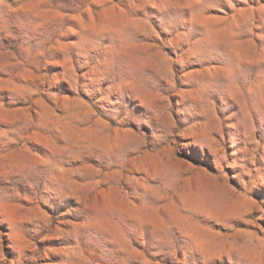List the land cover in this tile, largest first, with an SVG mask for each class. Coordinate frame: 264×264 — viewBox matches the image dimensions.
<instances>
[{
    "label": "rangeland",
    "instance_id": "obj_1",
    "mask_svg": "<svg viewBox=\"0 0 264 264\" xmlns=\"http://www.w3.org/2000/svg\"><path fill=\"white\" fill-rule=\"evenodd\" d=\"M0 264H264V0H0Z\"/></svg>",
    "mask_w": 264,
    "mask_h": 264
}]
</instances>
